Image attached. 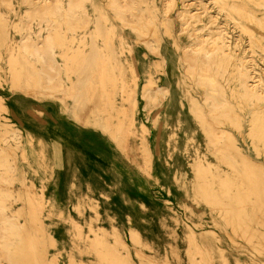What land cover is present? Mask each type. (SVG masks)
Returning <instances> with one entry per match:
<instances>
[{"label": "rangeland", "instance_id": "rangeland-1", "mask_svg": "<svg viewBox=\"0 0 264 264\" xmlns=\"http://www.w3.org/2000/svg\"><path fill=\"white\" fill-rule=\"evenodd\" d=\"M0 1V248L12 264L42 241L55 264H264V194L237 204L226 192L247 170L264 179V0H57L33 16L52 0ZM211 89L227 111L208 113Z\"/></svg>", "mask_w": 264, "mask_h": 264}, {"label": "bare ground", "instance_id": "bare-ground-1", "mask_svg": "<svg viewBox=\"0 0 264 264\" xmlns=\"http://www.w3.org/2000/svg\"><path fill=\"white\" fill-rule=\"evenodd\" d=\"M45 1H47V0H44L43 2L44 3H46ZM82 1V0H81ZM215 1V0H214ZM223 1V0H222ZM221 1V2H222ZM231 1V0H230ZM250 1H252V0H250ZM249 1V2H250ZM1 2V1H0ZM110 2V1H109ZM168 2V1H167ZM216 2V1H215ZM214 2V3H215ZM224 2V1H223ZM227 2V1H226ZM255 2V1H254ZM5 3H6V1H5ZM57 3V0H52V2H49L47 5L48 6H43V7H35L34 9H33V11L30 9V11H32V13H31V15L33 16V15H41V14H44V12L46 13V12H52L54 9H55V7H56V4ZM68 3V5L70 4L71 5V1H70V3H69V1L67 2ZM77 3V2H76ZM75 3V4H76ZM81 3V2H80ZM79 3V4H80ZM137 3V2H136ZM228 3V2H227ZM226 3V4H227ZM244 3V2H243ZM132 4V3H131ZM174 4V3H173ZM188 4V3H187ZM216 4H218L217 2H216ZM257 4V3H256ZM39 5V4H38ZM69 5V6H70ZM76 5H78V4H76ZM189 5V4H188ZM219 5V4H218ZM223 5H224V3H223ZM235 5V4H234ZM259 5V4H258ZM29 6V5H28ZM40 6V5H39ZM69 6H67V7H69ZM119 6V5H118ZM138 6V5H137ZM167 6V5H166ZM165 6V7H166ZM220 6V5H219ZM225 6V5H224ZM224 6H223V8H224ZM227 6V5H226ZM231 7H232V4L230 5ZM257 6V5H256ZM261 6H262V4H261ZM75 7V6H74ZM77 7H79V6H77ZM77 7H76V9H77ZM128 7V6H127ZM235 7V6H234ZM244 7V6H243ZM243 7H241L242 9H243ZM248 7V6H247ZM264 7V6H263ZM71 8V7H70ZM69 8V9H70ZM117 8V7H116ZM241 8H238V11L241 9ZM245 8V7H244ZM75 9V10H76ZM219 9H222L221 7L219 8ZM232 9V8H231ZM242 9H241V11H242ZM114 10V9H113ZM234 10V9H233ZM232 10V12H235V11H237V10H234L233 11ZM14 11V10H13ZM69 11V10H68ZM72 11V10H71ZM126 11V10H125ZM165 11H166V9H165ZM168 11V10H167ZM180 11V10H179ZM224 11V10H223ZM230 11V10H229ZM24 12V11H23ZM70 12V11H69ZM216 12H217V10H216ZM244 11H242V13H243ZM249 12H250V10H249ZM249 12H244V13H249ZM13 13V12H12ZM82 13V12H81ZM126 13V12H125ZM188 13V12H187ZM236 13V12H235ZM239 13H241V12H239ZM65 14V13H64ZM77 14V13H76ZM165 14H166V12H165ZM182 14H183V12H182ZM186 14V13H185ZM202 14H204V13H202ZM227 14H228V12H227ZM238 14V13H237ZM251 14V13H250ZM250 14H248L249 16H251ZM3 15V14H2ZM29 15V14H28ZM67 15V14H66ZM129 15V14H128ZM136 15H138V14H136ZM167 15V14H166ZM184 15V14H183ZM215 15H216V13H215ZM226 15V14H225ZM26 16V15H25ZM43 16V15H42ZM69 16V15H68ZM127 16V15H126ZM139 16V15H138ZM142 16V15H141ZM181 16V15H180ZM214 16V15H213ZM253 16V15H252ZM31 17V16H30ZM29 17V18H30ZM40 17V16H39ZM44 17V16H43ZM54 17V16H53ZM61 17V16H60ZM66 18H69V17H67V16H65ZM122 17V16H121ZM132 17V16H131ZM200 17V16H199ZM217 17V16H216ZM231 17V16H230ZM239 17V16H238ZM248 17V16H247ZM2 18V17H1ZM58 18V17H57ZM78 18V17H77ZM128 18V17H127ZM189 18V17H188ZM225 18V17H224ZM228 18V17H227ZM233 18V17H232ZM25 19H27V18H25ZM32 19V18H31ZM52 19V18H51ZM70 19V18H69ZM101 19V18H100ZM114 19V18H113ZM117 19V18H116ZM126 19V18H125ZM124 19V20H125ZM144 19V18H143ZM223 19V18H222ZM229 19V18H228ZM248 19H249V17H248ZM256 19V18H255ZM264 19V18H263ZM1 20V19H0ZM38 20V19H37ZM43 20V19H42ZM105 19H103V21H104ZM119 20V19H118ZM161 20V19H160ZM199 20V19H198ZM258 21H259V19H257ZM1 21H3V20H1ZM144 21V20H143ZM182 21V20H181ZM188 21V20H187ZM245 21H247V20H245ZM250 21V20H249ZM105 23H106V21H104ZM146 22H148V20H146L145 21V23ZM27 23H29V22H27ZM39 23H40V20H39ZM55 23V22H54ZM125 23V22H124ZM134 23V22H133ZM150 22H148V24H149ZM195 23V22H194ZM216 23V22H215ZM226 23H228V22H226ZM233 23H235L234 22V19H233ZM250 23H253V22H250ZM261 24H262V22H260ZM260 23H259V25H260ZM25 24V23H24ZM31 24V23H30ZM155 24V23H154ZM188 24V23H187ZM196 24V23H195ZM238 24V23H237ZM254 24H256V22L254 23ZM73 25V24H72ZM125 25V24H124ZM150 25V24H149ZM214 24H212V26H213ZM257 25V24H256ZM71 26V25H70ZM74 26V25H73ZM148 26V25H147ZM235 26H237V25H235ZM238 26H240V24H238ZM263 26V25H262ZM261 26V27H262ZM24 27H25V25H24ZM76 27V26H75ZM136 27V26H135ZM148 27H150V26H148ZM203 27V26H202ZM26 28H27V26H26ZM59 28V27H58ZM142 28V27H141ZM152 28H153V26H152ZM164 28V27H163ZM179 28H181V27H179ZM233 28V27H232ZM241 29H242V27H240ZM260 28V27H259ZM264 28V27H263ZM30 29V28H29ZM54 29H56V27L54 28ZM72 29V28H71ZM97 29V28H96ZM225 29V28H224ZM238 29V28H237ZM261 29V28H260ZM58 30V29H57ZM61 30H62V28H61ZM73 30H75V29H73ZM184 30H186V29H184ZM199 30V29H198ZM201 30H202V28H201ZM56 31V30H55ZM98 31V30H97ZM132 31V30H131ZM164 31V30H163ZM196 31V30H195ZM240 31V30H239ZM60 32V31H59ZM58 32V33H59ZM107 31H105V33H106ZM133 32V31H132ZM202 32V31H201ZM200 32V33H201ZM242 32V31H241ZM246 32V30H244V33ZM249 32H250V30H249ZM70 33H72V31L70 32ZM100 33V32H99ZM99 33H97L98 35H99ZM114 33V32H113ZM152 33H154V31H152ZM165 33V32H164ZM224 33V32H223ZM243 33V34H244ZM247 33V32H246ZM57 34V33H56ZM136 34V33H135ZM145 34V33H144ZM166 34V33H165ZM254 34V33H253ZM50 35V34H49ZM110 35V34H109ZM138 35V34H137ZM137 35H136V37H137ZM168 35V34H167ZM166 35V36H167ZM211 35V34H210ZM37 37H38V35H36ZM139 36V35H138ZM154 36V35H153ZM250 36H251V34H250ZM253 36V35H252ZM24 37V36H23ZM102 37V36H101ZM113 37V36H112ZM204 37V36H203ZM1 38V37H0ZM39 38H40V36H39ZM79 38V37H78ZM105 38V37H104ZM138 38V37H137ZM140 39H141V37H139ZM144 38V37H143ZM208 38H209V35H208ZM218 38V37H217ZM228 38V37H227ZM240 38V37H239ZM100 39V38H99ZM107 40L109 39L108 37L106 38ZM139 39V40H140ZM197 40H198V38H196ZM203 39H205V38H202V40ZM237 39V38H236ZM253 39V38H252ZM23 40V39H22ZM40 40V39H39ZM90 40V39H89ZM104 40V42H105V39H103ZM151 40V39H150ZM210 40H213V39H210ZM256 40V39H255ZM260 40V39H259ZM261 40H262V38H261ZM5 41V40H4ZM48 41L49 40H47V41H41V42H43L42 43V45L40 46V48L41 49H43V51H45V54L44 55H47V56H50V54H51V52H52V47L50 46L51 44H53V43H48ZM53 41V40H52ZM65 41V40H64ZM64 41L62 42V44L64 43ZM72 41H73V39H72ZM110 41H112L111 39H110ZM144 41V40H143ZM172 41H173V39H172ZM215 41V40H214ZM240 41V40H239ZM40 42V41H39ZM40 42V43H41ZM109 42V41H108ZM135 42V41H134ZM145 42H146V40H145ZM148 42V41H147ZM202 42V41H201ZM204 42V41H203ZM230 42V41H229ZM236 42V41H235ZM248 42V41H247ZM257 42V41H256ZM34 43V42H33ZM38 43V42H37ZM69 43V42H68ZM251 43H253V41H251ZM258 43H261V42H258ZM32 43H30V45H31ZM103 44V43H102ZM202 44V43H201ZM201 44H199L198 45V47L201 45ZM213 44V43H212ZM227 44V43H226ZM250 44V43H249ZM254 44V43H253ZM26 45H27V43H26ZM35 45H38V44H35ZM59 46H61L60 44H58ZM72 45V44H71ZM111 45V44H110ZM192 45V44H191ZM196 45V44H195ZM195 45H193V46H195ZM210 45H211V43H210ZM259 45H261V44H259ZM53 46H55V45H53ZM175 46V45H174ZM209 46V45H208ZM214 46V45H213ZM235 46V45H234ZM253 46V45H252ZM192 47V46H191ZM257 47H259V46H257V44H256V48ZM31 48V47H30ZM66 48H67V46H66ZM71 48V47H70ZM109 48V47H108ZM113 48V47H112ZM196 48V47H195ZM234 48V47H233ZM241 48V47H240ZM254 48V47H253ZM262 48H264V47H262ZM261 48V49H262ZM25 49V48H24ZM55 49V48H54ZM182 49H184L183 50V53H184V51H185V48H182ZM191 49V48H190ZM199 49V48H198ZM216 49V48H215ZM229 49V48H228ZM251 49V48H250ZM259 49V48H258ZM23 50V49H22ZM33 50V49H32ZM71 50V49H70ZM187 50V49H186ZM254 50V49H253ZM24 51V50H23ZM42 51V50H41ZM42 51V52H43ZM68 51H69V49H68ZM182 51V50H181ZM191 51H193V53L195 54V53H197L198 55H199V53L198 52H194V51H196V50H191ZM199 51H200V49H199ZM207 52H208V50H206ZM255 51V50H254ZM259 51H260V49H259ZM25 52V51H24ZM26 52H27V50H26ZM214 52L216 53V51L214 50ZM213 52V53H214ZM223 52V51H222ZM209 54H211V52H210V50H209V52H208ZM208 53H207V57L209 56L208 55ZM225 53V52H224ZM234 53H236V52H234ZM245 53V52H244ZM29 54V53H28ZM33 54V53H32ZM64 54V53H63ZM62 54V55H63ZM193 54V55H194ZM226 54V53H225ZM242 54H243V52H242ZM254 54H255V52H254ZM34 55V54H33ZM205 55V54H204ZM213 55V54H212ZM64 56V55H63ZM191 56V55H190ZM211 56V55H210ZM219 56V55H218ZM255 56V55H254ZM70 57V56H69ZM131 57V56H130ZM196 57V56H195ZM202 57V56H201ZM206 57V58H207ZM250 57V56H249ZM189 60H190V58L191 57H187ZM197 58H198V56H197ZM196 58V59H197ZM205 58V56L202 58L203 60H205L204 59ZM209 58V57H208ZM207 58V59H208ZM232 58V57H231ZM235 58V57H234ZM40 59H41V57H40ZM81 59V58H80ZM103 59V58H102ZM178 59V58H177ZM201 59V60H202ZM230 59V58H229ZM254 59V58H253ZM98 60V59H97ZM96 60V61H97ZM200 60V61H201ZM184 61H185V58H184ZM191 62H192V60H190ZM189 61V62H190ZM212 61V60H211ZM235 61H236V59H235ZM37 62V61H36ZM39 62V61H38ZM47 62V61H46ZM190 62V63H191ZM203 62H205V61H203ZM203 62H201V63H203ZM207 62V61H206ZM209 62V61H208ZM183 63V62H182ZM186 63V62H185ZM193 63V62H192ZM209 63H211V62H209ZM209 63H208V65H209ZM239 63V62H238ZM251 63V62H250ZM109 64V63H108ZM166 64V63H165ZM187 64V63H186ZM189 64V63H188ZM204 64V63H203ZM202 64V65H203ZM225 64V63H224ZM234 64V63H233ZM257 64V63H256ZM199 65H201V64H199ZM198 65V66H199ZM68 66V65H67ZM186 66H188V65H186ZM203 66H206V63H205V65H203ZM203 66H201L202 68H203ZM240 66V65H239ZM253 66V65H252ZM64 67V66H63ZM166 67V66H165ZM193 67V66H192ZM200 67V66H199ZM230 67V66H229ZM250 67V66H249ZM257 67V66H256ZM233 68H235V67H233ZM232 68V69H233ZM241 68V67H240ZM96 69V68H95ZM200 69V68H199ZM204 69V68H203ZM206 69V68H205ZM204 69V70H205ZM252 69V68H251ZM97 70V72H98V70H100V69H96ZM197 70V69H196ZM202 70V69H201ZM201 70H199V71H201ZM229 70V69H228ZM244 70H245V68H244ZM252 70H254V69H252ZM54 71L55 72H57L56 71V69H54ZM187 71H190V70H187ZM209 71V70H208ZM207 71V72H208ZM233 71V70H232ZM243 71V70H242ZM255 71V70H254ZM96 72V73H97ZM253 72V71H252ZM96 73H94V75L96 74ZM102 73V72H101ZM200 73V72H199ZM239 73V72H238ZM247 73V72H246ZM114 74V73H113ZM202 74V72L200 73V75ZM206 74H208V73H206ZM234 74V73H233ZM240 74V73H239ZM238 74V75H239ZM251 74H253V73H251ZM112 75V74H111ZM193 74H191V72H190V74H189V76H192ZM203 75V74H202ZM204 75H205V73H204ZM218 75V74H217ZM229 75V74H228ZM227 75V76H228ZM206 76V75H205ZM237 76V75H236ZM251 76V75H250ZM253 76V75H252ZM106 77H111L110 75L109 76H107L106 75ZM202 77V76H201ZM201 77H199V79L201 80V81H203L202 83H205V81H206V79L208 78L209 79V77H207V78H202L201 79ZM229 77V76H228ZM228 77H226V78H228ZM258 77V76H257ZM260 77V76H259ZM54 78H55V75H52V74H47L46 76H45V79H46V81H53L54 80ZM57 78V77H56ZM177 78V77H176ZM187 79H188V77H186ZM198 78V77H197ZM108 79V78H107ZM185 79V78H184ZM230 79V78H229ZM248 79V78H247ZM116 80V79H115ZM188 80H190V79H188ZM105 81H108V80H106V78H101V81H100V84H101V90H102V94L103 95H106V102H105V108H107V109H109L110 107L111 108H113L112 107V101L110 100V94H109V92L110 91H108L106 88L108 87L107 85H105ZM150 81V80H149ZM148 81V82H149ZM192 81V80H191ZM238 81V80H237ZM109 82H110V80H109ZM179 82V81H178ZM233 82V81H232ZM108 83V82H107ZM118 83V82H117ZM193 83V82H192ZM197 83H200V82H197ZM209 83V82H208ZM213 83V82H212ZM111 84V83H110ZM121 84V83H120ZM228 84V83H227ZM231 84V83H230ZM246 84V83H245ZM244 84V86H246ZM70 85V84H69ZM114 85V84H113ZM212 85V84H211ZM220 85V84H219ZM232 85V84H231ZM241 85V84H240ZM250 85H251V83H250ZM110 86V85H109ZM100 87V86H99ZM151 85H150V89H151ZM154 87H155V85H154ZM253 87V86H252ZM260 87V86H259ZM111 88V87H110ZM109 88V89H110ZM115 88V87H114ZM146 88V87H145ZM153 88V87H152ZM213 88V90H214V87H212ZM202 88H200V90H201ZM254 89V88H253ZM262 89V88H261ZM99 90H100V88H99ZM212 89H211V91H207V92H209V93H206L207 95V97H206V99H207V102H203L204 104L205 103H207V105H208V108H209V114L210 115H215L216 113L218 114V112H220L221 113V111H224V110H226L228 107H227V104H226V101L224 100V98H223V96H222V94L220 93V92H212L213 91ZM260 90V89H259ZM263 90V89H262ZM261 90V91H262ZM113 91V90H112ZM202 91V90H201ZM156 92V91H155ZM210 92H212V93H210ZM232 92V91H231ZM100 93H101V91H100ZM121 93V92H120ZM262 93V92H261ZM264 93V92H263ZM262 93V94H263ZM235 94V93H234ZM245 94L247 95V96H249V97H251V96H253L254 97V94H253V92H252V90H250V88H249V90L247 89V87L245 88ZM147 96V95H146ZM197 96V95H196ZM239 96H241V95H239ZM148 97V96H147ZM198 97V96H197ZM113 98V97H112ZM205 98V97H204ZM119 99H121V98H119ZM200 99V98H199ZM236 99V98H235ZM248 99V98H247ZM102 100V99H101ZM239 100V99H238ZM237 100V101H238ZM260 100V99H259ZM206 101V100H205ZM209 101V102H208ZM256 101V100H255ZM263 101V100H262ZM264 102V101H263ZM244 103V102H243ZM196 104V103H195ZM237 104V103H236ZM237 107H238V105H237ZM242 107V106H241ZM0 110L1 111H4L5 113H7V106H5L3 103H1L0 102ZM195 110H196V108H195ZM199 110V109H198ZM201 110V109H200ZM227 111V110H226ZM12 112V111H11ZM121 113H123L122 115H123V117L125 118L126 117V112H124V110H122L121 109V111H120ZM197 112H199V111H197ZM242 112V111H241ZM115 113V112H114ZM200 113V112H199ZM197 114V113H196ZM101 115V114H100ZM121 115V116H122ZM203 115V114H202ZM237 115V114H236ZM255 115H257V114H255ZM262 115V114H261ZM120 116V115H119ZM251 116V115H250ZM238 117V116H237ZM258 117V116H257ZM256 117V118H257ZM239 118V117H238ZM204 119H205V117H204ZM259 119V118H258ZM258 119L256 120V121H258ZM260 120V119H259ZM263 120H264V118H263ZM115 121H116V119H115ZM118 121V120H117ZM128 121V120H127ZM209 121V120H208ZM238 121V120H237ZM206 123H207V121H206ZM205 123V124H206ZM116 124H117V126H116ZM223 124V123H222ZM249 124V123H248ZM234 125V124H233ZM252 125V124H251ZM255 125V124H254ZM217 126H219V125H217ZM223 126V125H222ZM237 126V125H236ZM121 127L123 128V127H125L124 125H123V122L122 121H118L117 123H114V129L113 130H116L117 132H122V133H125V136H127V130H126V127H125V129H121ZM205 127V126H204ZM209 127H211V125L209 126ZM213 128H214V126H212ZM238 127V126H237ZM18 131H19V129L18 128H16ZM108 129H110V131H111V126L110 125H108ZM215 129H217L218 130V128H215ZM249 129H251V128H249ZM256 129V128H255ZM206 130H208V129H206ZM256 130H260V129H256ZM202 131V130H201ZM210 131V130H209ZM208 131V132H209ZM251 131V130H250ZM219 131H217V133H218ZM158 133V132H157ZM204 133V132H203ZM210 134H211V131H210ZM231 134V133H230ZM239 134H240V132H239ZM253 134V133H252ZM252 134H250V136L252 135ZM254 134H255V132H254ZM261 134V133H260ZM19 135V134H18ZM255 135H257V134H255ZM263 135H264V133H263ZM215 137H217V136H215ZM225 137V136H224ZM123 138V137H122ZM121 138V139H122ZM234 138V137H233ZM261 138V137H260ZM140 139V138H139ZM205 139V138H204ZM213 139V138H212ZM227 139V138H226ZM192 140V139H191ZM216 140H218V138L217 139H215V140H213V141H216ZM220 140V139H219ZM12 141V140H11ZM192 141H194V140H192ZM234 141V140H233ZM8 142V141H7ZM6 142V143H7ZM126 142V141H125ZM210 142V141H209ZM208 142V143H209ZM211 143V142H210ZM210 143H209V145H210ZM195 144V143H194ZM219 144V143H218ZM176 145V144H175ZM208 145V144H207ZM220 145V144H219ZM125 146H126V144H125ZM186 146V145H185ZM206 146V145H205ZM215 147H216V144L214 145ZM168 147V146H167ZM207 147V146H206ZM212 147V146H211ZM264 147V146H263ZM192 148V147H191ZM200 148V147H199ZM208 148V147H207ZM213 148V147H212ZM252 148H253V146H252ZM159 149V148H158ZM205 149V148H204ZM211 149V148H210ZM227 149V148H226ZM264 149V148H263ZM214 150V149H213ZM238 150H240V149H238ZM217 151V150H216ZM222 151V150H221ZM256 151H258V150H256ZM220 152V151H219ZM198 153V152H197ZM208 153V152H207ZM223 153V152H222ZM240 153V152H239ZM259 153V152H258ZM208 154H210V153H208ZM212 154V153H211ZM210 154V155H211ZM217 154H218V152H217ZM241 154V153H240ZM239 154V155H240ZM259 155V154H258ZM21 156V155H20ZM213 156V155H212ZM244 156V155H243ZM260 156V155H259ZM262 156H264V155H262ZM43 157V156H42ZM202 157V156H201ZM214 157H216V156H214ZM224 158V157H223ZM226 158V157H225ZM9 159V158H8ZM196 159H197V157H196ZM206 159V158H205ZM241 159H242V157H241ZM217 160V159H216ZM152 161V160H151ZM202 161V160H201ZM205 161V160H204ZM216 162V161H215ZM224 162V161H223ZM251 162V161H250ZM194 163V162H193ZM222 163V162H221ZM225 163H227V162H225ZM251 163H254V162H251ZM151 164H152V162H151ZM207 164V163H206ZM223 164V163H222ZM14 165V164H13ZM224 165V164H223ZM259 165V164H258ZM220 166H221V164H220ZM261 166V165H260ZM203 167V166H202ZM201 167V168H202ZM209 167H212V166H209ZM226 167V166H225ZM262 167V166H261ZM234 168V167H233ZM232 168V169H233ZM202 170V174H203V176H204V174H205V170H204V168L203 169H201ZM209 170V169H208ZM214 170V169H213ZM230 170H231V168H230ZM217 171V170H216ZM222 171V170H221ZM248 172L245 174V176L242 178V177H240V179H239V182H237V178H234L235 180H236V182H237V184H239V186H236V182H234L232 179H230V183H228V186H227V193H230L231 195H232V197H233V199L235 200V203H240V200H241V197L242 196H246V197H249L250 195H253L254 194V196H258L259 194H264V179L262 178V177H260L259 175H258V173H256V171H253V170H247ZM2 173V172H1ZM218 173V172H217ZM225 173V172H224ZM244 173V172H243ZM196 174V173H195ZM198 174V173H197ZM214 174V173H213ZM231 174V173H230ZM211 175V174H210ZM224 175H227V174H224ZM223 175V176H224ZM202 176V177H203ZM176 177V176H175ZM210 177H212V176H210ZM238 177V176H237ZM217 178V177H216ZM195 179H197V178H195ZM212 179V178H211ZM218 179V178H217ZM196 181V180H195ZM200 181H203V180H200ZM207 181V180H206ZM217 181H219V180H217ZM212 182V181H211ZM220 182H221V180H220ZM222 183V182H221ZM221 185V184H220ZM200 186V185H199ZM214 186V185H213ZM201 188V187H200ZM28 189V188H27ZM26 191V190H25ZM197 191V190H196ZM259 192V194L257 195V193ZM224 198V197H223ZM203 199V198H202ZM214 199H216V198H214ZM203 201V200H202ZM207 202V201H206ZM202 203H204V202H202ZM213 203V202H212ZM260 203V202H259ZM22 204V203H21ZM207 204V203H206ZM214 205V204H213ZM224 206V205H223ZM241 206V205H240ZM250 207V206H249ZM213 208V207H212ZM219 208H220V206H219ZM228 208V207H227ZM215 210V209H214ZM220 210V209H219ZM232 210V209H231ZM85 211H86V209H85ZM92 211V210H91ZM237 213H239L238 211H237ZM2 215H4V214H2ZM247 215H246V217H245V219H247ZM29 219V218H28ZM97 219V218H96ZM240 219H241V221L244 223V221H245V219H243L242 217H240ZM96 222H98V221H96ZM1 228V227H0ZM40 229H41V232L43 231L42 230V224L40 225ZM96 230V229H95ZM88 231H89V229H88ZM97 231V230H96ZM101 233V232H100ZM93 235V234H92ZM8 239V238H7ZM79 239V238H78ZM114 239V238H113ZM51 240V239H50ZM141 241V240H140ZM110 242V241H109ZM115 242V241H114ZM133 243V242H132ZM95 245V244H94ZM100 245V244H99ZM45 245H44V241H42V244H41V246H39V248H37V249H34L31 253L30 252H28V251H26L25 250V248H18L19 249V252H17L16 253V256H18L19 255V258H16V261H17V263L18 264H55L54 263V261H49V262H46L45 261V247H44ZM95 248V250H96V247H94ZM99 248H101V247H99ZM98 252V251H97ZM138 255V254H137ZM14 256V255H13ZM140 256V255H139ZM141 257V256H140ZM140 257H138L139 259H141ZM120 260H121V263L122 264H127V261L124 259V258H120V257H118ZM0 259L1 260H3L2 262H4L3 264H12V261H13V259H12V255L10 254V252H8V249H5V248H0ZM137 259V258H136ZM0 260V261H1ZM138 262H139V260H138ZM1 263V262H0ZM139 264V263H138Z\"/></svg>", "mask_w": 264, "mask_h": 264}, {"label": "crops", "instance_id": "crops-1", "mask_svg": "<svg viewBox=\"0 0 264 264\" xmlns=\"http://www.w3.org/2000/svg\"><path fill=\"white\" fill-rule=\"evenodd\" d=\"M127 175L129 176L128 178H126ZM133 175H134L133 170H126V176H125L126 179L125 178H122L123 176H121L120 174H117V176L120 177V179L118 180L119 185L120 186H122V185L125 186L124 184H126V181H128V179H130V178L132 179ZM116 184H117V182H116ZM130 197H131L130 199H132V201L135 202V207H138V205H139V198H138V196H130ZM125 198H129V197L126 194L125 195L124 194L122 195L120 193L118 195H115L114 198H113V200H112V204H116L118 206V209H120L121 210V213H123V214H127L126 211L124 210V204L129 203L131 201V200H125ZM153 201L151 199L149 201L150 203L147 202L148 203V206H153L154 205V202ZM133 213H134L133 211H130V215L132 217L135 215Z\"/></svg>", "mask_w": 264, "mask_h": 264}]
</instances>
